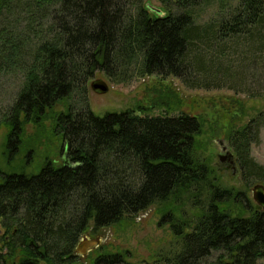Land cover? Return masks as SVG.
<instances>
[{"label": "trees", "instance_id": "1", "mask_svg": "<svg viewBox=\"0 0 264 264\" xmlns=\"http://www.w3.org/2000/svg\"><path fill=\"white\" fill-rule=\"evenodd\" d=\"M213 1L163 0L153 11L147 0H0V74L23 79L0 127L8 130L9 162L25 155L19 172L2 174L0 264H76L91 222L111 227L156 204L180 242L170 264L264 258V209L219 186L197 157V116H147L140 107L98 116L87 98L85 82L97 73L115 84L214 76L228 46H250L264 62V0H216L205 20ZM61 104L66 109L56 111ZM47 119L67 151L62 162L26 174L34 149L25 127ZM263 128L264 111L227 136L249 180H264L250 155ZM186 204L195 210L189 219L180 214ZM87 264L129 263L127 254L101 252Z\"/></svg>", "mask_w": 264, "mask_h": 264}, {"label": "rangeland", "instance_id": "2", "mask_svg": "<svg viewBox=\"0 0 264 264\" xmlns=\"http://www.w3.org/2000/svg\"><path fill=\"white\" fill-rule=\"evenodd\" d=\"M147 1L155 9L163 8V0ZM215 5L207 8L203 15L205 20ZM226 49L227 58L213 62L214 76H134L124 83L115 84L103 73H97L85 82L87 98L91 110L98 116L138 107L145 108L143 114L147 116L181 113L197 116L202 123V132L197 137V157L209 164L219 186L244 191L255 204L252 190L258 184L264 185V180L255 181L245 177L227 136L264 111V62L257 61L261 55L255 49L252 51L250 46H228ZM96 81L105 83L108 91L103 94L95 92L92 84ZM22 82L21 75L0 74V114L12 104ZM64 109L66 106L61 104L56 111ZM7 133L5 127H0V183L3 173L19 172L25 164L24 153L9 162ZM24 134L26 143L34 149L33 163L25 170L26 174L38 172L46 160L62 162L67 143L60 134H54L51 119H47L42 128L26 125ZM223 149L226 151L223 152ZM228 153L233 154L234 164L230 163ZM250 155L256 163L264 166V128L259 142L251 146ZM162 208L164 205H152L118 225L103 229L95 230L91 222L81 241L98 240L99 247L81 256L76 264L90 263L101 252L127 254L129 264H170L169 260L180 250V242L169 225L161 223ZM191 210L189 204L182 206L181 217L191 218L195 211ZM257 264H264V258L258 260Z\"/></svg>", "mask_w": 264, "mask_h": 264}, {"label": "water", "instance_id": "3", "mask_svg": "<svg viewBox=\"0 0 264 264\" xmlns=\"http://www.w3.org/2000/svg\"><path fill=\"white\" fill-rule=\"evenodd\" d=\"M153 11H157V9L153 8ZM92 88L95 92L100 94L106 93L108 91V86L100 81L94 82L92 84ZM222 151L225 152L226 149H223ZM227 157L229 158L230 163L232 164L235 163L233 160V154L228 153ZM222 161H224V159H222ZM252 197L255 204L264 209V185L261 184L256 185L252 190ZM98 247H99L98 240L86 239L78 244L76 248V253L80 256H86L91 251H93Z\"/></svg>", "mask_w": 264, "mask_h": 264}]
</instances>
